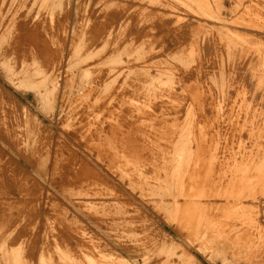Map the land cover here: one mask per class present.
I'll return each instance as SVG.
<instances>
[{
    "label": "rangeland",
    "instance_id": "374dc122",
    "mask_svg": "<svg viewBox=\"0 0 264 264\" xmlns=\"http://www.w3.org/2000/svg\"><path fill=\"white\" fill-rule=\"evenodd\" d=\"M0 179V264H264V0H0Z\"/></svg>",
    "mask_w": 264,
    "mask_h": 264
},
{
    "label": "bare ground",
    "instance_id": "6f19581e",
    "mask_svg": "<svg viewBox=\"0 0 264 264\" xmlns=\"http://www.w3.org/2000/svg\"><path fill=\"white\" fill-rule=\"evenodd\" d=\"M91 1V0H90ZM207 1V0H206ZM184 2V1H183ZM171 4V3H170ZM206 4V3H205ZM39 5V4H38ZM130 5V4H129ZM188 5V4H187ZM23 7V6H22ZM145 7V6H144ZM172 7V6H171ZM98 8V7H97ZM111 8V7H110ZM170 8V7H169ZM209 8V7H208ZM125 9V8H124ZM148 9V8H147ZM150 9V8H149ZM168 9V8H167ZM176 9V8H175ZM193 9V8H192ZM210 9V8H209ZM24 10V9H23ZM171 10V9H170ZM189 10V9H188ZM157 11V10H156ZM184 11V10H183ZM151 12V11H150ZM154 12V11H153ZM170 12V11H169ZM155 13V12H154ZM22 16V15H21ZM20 16V17H21ZM150 16V15H149ZM176 16V15H175ZM171 17V16H170ZM173 18V17H172ZM152 20V19H151ZM91 22V21H90ZM212 23V22H211ZM95 24V23H94ZM100 25V24H99ZM129 25V24H128ZM177 25V24H176ZM172 26H174V25H172ZM86 27H87V25H86ZM165 27V26H164ZM169 28V27H168ZM91 29V28H90ZM97 29V28H96ZM95 29V30H96ZM94 30V29H93ZM102 30V29H101ZM116 32V31H115ZM189 33V32H188ZM197 34V33H196ZM99 35V34H98ZM114 35V34H113ZM176 35V34H175ZM184 35V34H183ZM109 36V35H108ZM137 36V35H136ZM95 37V36H94ZM158 37V36H157ZM160 37V36H159ZM136 38V37H135ZM193 38V37H192ZM114 39V38H113ZM139 39V38H138ZM102 40H104L103 38H102ZM150 42V41H149ZM97 43V42H96ZM111 43V42H110ZM127 43V42H126ZM235 43V42H234ZM120 44V43H119ZM146 44V43H145ZM156 44V43H155ZM163 44V43H162ZM232 44V43H231ZM118 46V45H117ZM233 46V45H232ZM149 47V46H148ZM139 48V47H138ZM175 49V48H174ZM183 50V49H182ZM118 51V50H117ZM76 52V51H75ZM98 52V51H97ZM143 52H145V51H143ZM140 53V52H139ZM152 53V52H151ZM182 53V52H181ZM181 53H179V54H181ZM184 53V52H183ZM188 53V52H187ZM145 54V53H144ZM94 55V54H93ZM97 55V54H96ZM111 55H113V54H111ZM142 55V54H141ZM157 55V54H156ZM186 55V54H185ZM114 56V55H113ZM154 56V55H153ZM87 57V56H86ZM91 57V56H90ZM89 57V58H90ZM160 57V56H159ZM88 58V57H87ZM158 58V57H157ZM169 58V57H168ZM143 59H145V58H143ZM146 60V59H145ZM150 60V59H149ZM97 61V60H96ZM116 61H117V59H116ZM98 62V61H97ZM119 62V61H118ZM126 62V61H125ZM160 62V61H159ZM177 62V61H176ZM93 63V62H92ZM121 63H123V62H121ZM148 63V62H147ZM151 63V62H150ZM172 63V62H171ZM154 64V63H153ZM88 65V64H87ZM125 67V66H124ZM180 67H181V65H180ZM187 67V66H186ZM124 69V68H123ZM122 69V70H123ZM128 69V68H127ZM121 70V69H120ZM143 70V69H142ZM117 72V71H116ZM170 72V71H169ZM182 72V71H181ZM29 73V72H28ZM118 73V72H117ZM159 73V72H158ZM35 75H39V74H35ZM86 75H87V73H86ZM116 75V74H115ZM146 75V74H145ZM163 75V74H162ZM173 75V74H172ZM102 76V75H101ZM111 76V75H110ZM191 76V75H190ZM100 77V76H99ZM113 77V76H112ZM174 78V77H173ZM37 79H39V78H37ZM171 79V78H170ZM185 79V78H184ZM187 80V79H186ZM108 81V80H107ZM162 81V80H161ZM169 81V80H168ZM97 82V81H96ZM163 82V81H162ZM164 82H166V81H164ZM171 83V82H170ZM109 84V83H108ZM164 84V83H163ZM174 84V83H173ZM183 84V83H182ZM96 85V84H95ZM94 85V86H95ZM129 85V84H128ZM175 85V84H174ZM190 85V84H189ZM204 85V84H203ZM149 86V85H148ZM169 86V85H168ZM116 87V86H115ZM190 87V86H189ZM155 88V87H154ZM204 88V87H203ZM98 89V88H97ZM122 89H123V87H122ZM147 89H149V88H147ZM137 90H139V89H137ZM164 90V89H163ZM171 90V89H170ZM205 90V89H204ZM118 91V90H117ZM115 92V91H114ZM123 92V91H122ZM191 92V91H190ZM129 93V92H128ZM132 93V92H131ZM199 93V92H198ZM111 94V93H110ZM136 94V93H135ZM200 95V94H199ZM109 96V95H108ZM146 96V95H145ZM160 96V95H159ZM142 97V96H141ZM162 98V97H161ZM169 98V97H168ZM141 99V98H140ZM144 99V98H143ZM193 99V98H192ZM107 100H108V98H107ZM124 100V99H123ZM108 102V101H107ZM104 103V102H103ZM156 103V102H155ZM114 104V103H113ZM170 104V103H169ZM176 104V103H175ZM105 105V104H104ZM142 105V104H141ZM167 105V104H166ZM101 106V105H100ZM154 106V105H153ZM152 106V107H153ZM107 107V106H106ZM115 107V106H114ZM101 108V107H100ZM103 108V107H102ZM155 108V107H154ZM110 109V108H109ZM106 111V110H105ZM108 111V110H107ZM208 111V110H207ZM100 113V112H99ZM118 113V112H117ZM114 116V115H113ZM92 118V117H91ZM99 119V118H98ZM137 119H138V117H137ZM106 120V119H105ZM107 120H109V119H107ZM111 121V120H110ZM113 121V120H112ZM111 121V122H112ZM115 121V120H114ZM123 123V122H122ZM205 123V122H204ZM105 124V123H104ZM117 124V123H116ZM163 124V123H162ZM144 125H146V124H144ZM152 125V124H151ZM108 126V125H107ZM106 126V127H107ZM147 126V125H146ZM169 126V125H168ZM164 127V126H163ZM203 127V126H202ZM185 128V127H184ZM95 129V128H94ZM93 129V130H94ZM97 129V128H96ZM108 129V128H107ZM104 130V129H103ZM133 130V129H132ZM110 131V130H109ZM112 131V130H111ZM186 131V130H185ZM82 132V131H81ZM148 132V131H147ZM78 133V132H77ZM126 133V132H125ZM156 133V132H155ZM158 133V132H157ZM108 134V133H107ZM205 134V133H204ZM157 135V134H156ZM86 136V135H85ZM160 136V135H159ZM103 137V136H102ZM101 137V138H102ZM136 137V136H135ZM143 137V136H142ZM152 138V137H151ZM240 138H241V136H240ZM89 140V139H88ZM239 140V139H238ZM148 141V140H147ZM160 141V140H159ZM244 141V140H243ZM112 142V141H111ZM141 143H142V141H141ZM169 143V142H168ZM153 144V143H152ZM246 144V143H245ZM118 145V144H117ZM103 146V145H102ZM108 146V145H107ZM180 146V145H179ZM241 146V145H240ZM116 147V146H115ZM122 147V146H121ZM162 147V146H161ZM164 147V146H163ZM110 148V147H109ZM110 150V149H109ZM144 150V149H143ZM153 150V149H152ZM107 151V150H106ZM116 151V150H115ZM134 151V150H133ZM149 151V150H148ZM136 152V151H135ZM188 152V151H187ZM187 152H185V153H187ZM110 153V152H109ZM138 154H139V152H138ZM249 154H250V152H249ZM184 155H186V154H184ZM192 155V154H191ZM108 156V155H107ZM173 156V155H172ZM58 157V156H57ZM120 157V156H119ZM135 157V156H134ZM181 157V156H180ZM124 158V157H123ZM130 158V157H129ZM230 158V157H229ZM253 158V157H252ZM62 159V158H61ZM59 160V159H58ZM63 160V159H62ZM114 160V159H113ZM127 160V159H126ZM254 160V159H253ZM106 161V160H105ZM122 161V160H121ZM250 161V160H249ZM255 161V160H254ZM58 162V161H57ZM129 162V161H128ZM135 162V161H134ZM170 162V161H169ZM251 162V161H250ZM59 163V162H58ZM62 163V162H61ZM111 163V162H110ZM177 163V162H176ZM179 163V162H178ZM249 163V162H248ZM183 164V163H182ZM106 165V164H105ZM114 165V164H113ZM140 165H142V164H140ZM235 165V164H234ZM249 165V164H248ZM57 166V165H56ZM55 166V167H56ZM60 166V165H59ZM182 166V165H181ZM247 166V165H246ZM64 167V166H63ZM112 167V166H111ZM144 167V166H143ZM88 168V167H87ZM169 168V167H168ZM180 168V167H179ZM188 168V167H187ZM230 168V167H229ZM238 168V167H237ZM147 169V168H146ZM72 170V169H71ZM82 170V169H81ZM155 170V169H154ZM153 170V171H154ZM117 171V170H116ZM146 171V170H145ZM158 171V170H157ZM170 171V170H169ZM183 171V170H182ZM186 171V170H185ZM242 171V170H241ZM252 171V170H251ZM246 172V171H245ZM147 174V173H146ZM153 174H154V172H153ZM152 174V175H153ZM167 174V173H166ZM78 175V174H77ZM154 175H156V174H154ZM160 175V174H159ZM260 175H262V174H260ZM56 176V175H55ZM148 176V175H147ZM165 176V175H164ZM223 176V175H222ZM252 176V175H251ZM255 176V175H254ZM66 177V176H65ZM261 177V176H260ZM158 178V177H157ZM162 178V177H161ZM73 179V178H72ZM176 179V178H175ZM180 179V178H179ZM249 179V178H248ZM1 180V179H0ZM64 180V179H63ZM147 180H148V178H147ZM251 180V179H250ZM250 180H248V181H250ZM137 181V180H136ZM135 181V182H136ZM151 181V180H150ZM178 181V180H177ZM100 182V181H99ZM195 182V181H194ZM139 183V182H138ZM26 184V183H25ZM238 184V183H237ZM20 185V184H19ZM211 186V185H210ZM254 186V185H253ZM131 187V186H130ZM178 187V186H177ZM229 188V187H228ZM20 189V188H19ZM25 189V188H24ZM23 190V189H22ZM180 191V190H179ZM19 192V191H18ZM242 192V191H241ZM244 192V191H243ZM233 193V192H232ZM247 193H248V191H247ZM253 194V193H252ZM113 195V194H112ZM218 195V194H217ZM181 196V195H180ZM232 196V195H231ZM222 197V196H221ZM233 197V196H232ZM245 197V196H244ZM246 197H247V195H246ZM250 197V196H249ZM248 197V198H249ZM178 198V197H177ZM237 198V197H236ZM188 199V198H187ZM190 199V198H189ZM188 199V200H189ZM24 201V200H23ZM173 201V200H172ZM193 201V200H192ZM32 203V202H31ZM175 203V202H174ZM193 203V202H192ZM15 204V203H14ZM180 204V203H179ZM19 205H20V202H19ZM186 205V204H185ZM189 205V204H188ZM195 205V204H194ZM182 206V205H181ZM187 206V205H186ZM246 206V205H245ZM189 207V206H188ZM194 207V206H193ZM192 206H191V209L193 208ZM181 208V207H180ZM183 208V207H182ZM8 209H10V208H8ZM194 209H197V208H194ZM199 209V208H198ZM22 210V209H21ZM187 210H189L190 211V209H187ZM5 211H6V209H5ZM191 211H194V210H191ZM196 211H199V210H196ZM180 212V211H179ZM184 212V211H183ZM185 213H188V211L187 212H185ZM189 213H191V212H189ZM193 213V212H192ZM9 214V213H8ZM194 214V213H193ZM197 212H195V214L194 215H192V216H189L188 214L186 215V216H189L188 218H190V217H192L191 219H192V222L194 221V224H192V222L191 223H189L188 222V225L189 224H192L193 225V227H195L194 225H196V229H197V231H198V229L200 228L199 226H200V217L198 216L199 215V213L197 214ZM249 214V213H248ZM252 214V213H251ZM185 215V214H184ZM203 216V215H202ZM251 217V216H250ZM10 218V217H9ZM183 218H187V217H183ZM6 219V218H5ZM184 219V220H185ZM191 219H189V221L191 220ZM188 220V219H187ZM250 220H251V218H250ZM196 221V222H195ZM202 221H203V219H202ZM207 222V221H206ZM202 223V222H201ZM203 224V223H202ZM204 224H205V221H204ZM186 228V227H185ZM213 228V227H212ZM189 229V228H188ZM196 229H193V233H191V235L193 236L195 233H196ZM190 230H192V227H191V229ZM194 231H195V233H194ZM202 231V230H201ZM192 232V231H191ZM189 233V232H188ZM197 234V233H196ZM187 236H188V234H187ZM190 236V235H189ZM197 236H198V234H197ZM197 236H196V238H197ZM253 237V236H252ZM194 238V237H193ZM199 238V237H198ZM197 238V239H198ZM200 238H201V236H200ZM244 243V242H243ZM140 244V243H139ZM231 248V247H230ZM57 250V249H56ZM51 262V261H50ZM48 263V262H47ZM21 264V263H20Z\"/></svg>",
    "mask_w": 264,
    "mask_h": 264
}]
</instances>
